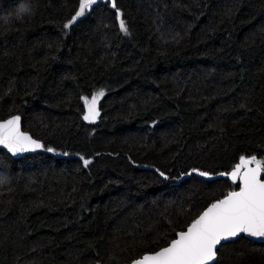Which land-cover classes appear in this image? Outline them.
<instances>
[{
    "label": "trees",
    "instance_id": "obj_1",
    "mask_svg": "<svg viewBox=\"0 0 264 264\" xmlns=\"http://www.w3.org/2000/svg\"><path fill=\"white\" fill-rule=\"evenodd\" d=\"M112 3L65 29L78 0H0V120L44 146L0 149V264H129L240 187L210 177L264 160V0H115L127 33ZM215 264H264V242Z\"/></svg>",
    "mask_w": 264,
    "mask_h": 264
},
{
    "label": "snow or ice",
    "instance_id": "obj_2",
    "mask_svg": "<svg viewBox=\"0 0 264 264\" xmlns=\"http://www.w3.org/2000/svg\"><path fill=\"white\" fill-rule=\"evenodd\" d=\"M96 3L97 0H78V9L64 24V28H69ZM112 7L116 8L120 31L127 33L126 22L121 18L115 0ZM103 95V90H99L92 94L90 100L81 98L85 101L84 120L97 119L100 115L97 102ZM19 122V116L0 122V145L7 147L13 154L43 147L39 141L20 131ZM81 159L85 166L90 163L83 157ZM239 161L228 173L234 182L240 181L238 191L228 192L223 199L210 204L192 220L186 231L175 233L176 238L166 242V247L152 254H145L142 258L133 260L132 264H215L218 248L224 242L232 241L241 234L264 239V179L260 178L261 172H264V160L242 155ZM253 162L256 167H249ZM199 175L207 177L209 173L199 172ZM2 183L4 181L0 179V184Z\"/></svg>",
    "mask_w": 264,
    "mask_h": 264
},
{
    "label": "water",
    "instance_id": "obj_3",
    "mask_svg": "<svg viewBox=\"0 0 264 264\" xmlns=\"http://www.w3.org/2000/svg\"><path fill=\"white\" fill-rule=\"evenodd\" d=\"M85 112H86V109H85V111H84V113H83V115H82V117L84 116V114H85ZM12 116H19V115H12ZM12 116H9V117H7L6 119H3V120H0V122H2V121H4V120H7V119H10ZM20 117V116H19ZM86 121V120H85ZM96 121V120H95ZM95 121H86V122H88V123H93V122H95ZM19 127H20V131L21 132H23V133H27L29 136H31L32 137V139H34V140H37V141H39L42 145H43V143H42V141L41 140H39V139H37V138H35V137H33L29 132H27V131H24L23 129H22V125H21V117H20V122H19ZM0 149H2V150H4L10 157H12V158H20V157H22V156H24V155H30V154H36V153H39V152H42L43 150H44V146L43 147H41V148H37V149H34V150H29V151H24V152H19V153H16V154H13L12 152H10L9 150H8V148L7 147H5L4 145H0ZM240 162V161H239ZM238 162V163H239ZM237 163V164H238ZM236 165V164H235ZM235 167V166H234ZM233 167V168H234ZM249 167H256V165L255 164H253V163H251L250 165H249ZM233 168L229 171V172H222V173H219L218 175H216V176H213V177H210V179H213V178H217V177H223V178H228V179H231L232 180V178L228 175V173H230L232 170H233ZM260 178L261 179H263L262 178V172H261V175H260ZM240 182V181H239ZM239 189H237V190H234V191H238ZM220 199H223V197L222 198H220ZM219 200V199H218ZM215 202V201H214ZM213 202V203H214ZM212 204V203H211ZM210 205V204H209ZM208 205V206H209ZM207 206V207H208ZM206 207V208H207ZM205 208V209H206ZM204 209V210H205ZM203 210V211H204ZM202 211V212H203ZM201 212V213H202ZM191 224V223H190ZM188 227V226H187ZM187 227H186V229L185 230H182V231H186L187 230ZM180 232V231H179ZM178 233V232H177ZM241 236H244V237H246L247 239H249V240H252V241H254V242H258V243H262V242H264V239H259V238H254V237H249V236H247V235H245V234H241L240 236H238L237 238H235L234 240H236V239H238V238H240ZM175 238H176V236H175ZM174 238V239H175ZM225 243V242H224ZM223 243V244H224ZM167 245H165L164 247H166ZM163 248V247H162ZM220 248V247H219ZM218 248V249H219ZM157 251H159V249L157 250ZM154 252H156V251H154ZM154 252H149V253H145V254H152V253H154ZM145 254H143L141 257H139V258H137V259H140V258H142ZM136 260V259H135ZM129 264H132V262H130Z\"/></svg>",
    "mask_w": 264,
    "mask_h": 264
},
{
    "label": "clouds",
    "instance_id": "obj_4",
    "mask_svg": "<svg viewBox=\"0 0 264 264\" xmlns=\"http://www.w3.org/2000/svg\"><path fill=\"white\" fill-rule=\"evenodd\" d=\"M28 11V8L25 5H20L18 9V14H23Z\"/></svg>",
    "mask_w": 264,
    "mask_h": 264
},
{
    "label": "rangeland",
    "instance_id": "obj_5",
    "mask_svg": "<svg viewBox=\"0 0 264 264\" xmlns=\"http://www.w3.org/2000/svg\"><path fill=\"white\" fill-rule=\"evenodd\" d=\"M97 1H98V0H97ZM98 91H99V90H95V91H94V93H95V92H98ZM91 97H92V96H91ZM91 97H90V98H88V99L90 100V99H91ZM0 177H1V176H0Z\"/></svg>",
    "mask_w": 264,
    "mask_h": 264
}]
</instances>
